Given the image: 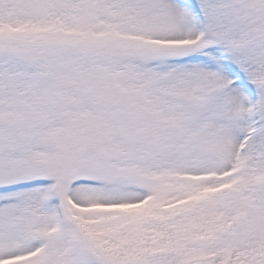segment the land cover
I'll use <instances>...</instances> for the list:
<instances>
[{
	"label": "snow or ice",
	"instance_id": "1",
	"mask_svg": "<svg viewBox=\"0 0 264 264\" xmlns=\"http://www.w3.org/2000/svg\"><path fill=\"white\" fill-rule=\"evenodd\" d=\"M0 264H264V0H0Z\"/></svg>",
	"mask_w": 264,
	"mask_h": 264
}]
</instances>
